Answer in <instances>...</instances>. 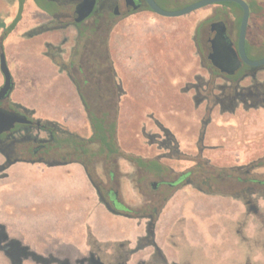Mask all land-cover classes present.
<instances>
[{
	"label": "rangeland",
	"instance_id": "374dc122",
	"mask_svg": "<svg viewBox=\"0 0 264 264\" xmlns=\"http://www.w3.org/2000/svg\"><path fill=\"white\" fill-rule=\"evenodd\" d=\"M39 1L48 7V10L59 12L60 16L57 18L62 17L61 22L64 24L72 22V12L75 4L80 0H56L55 3L51 1L53 6L51 3L48 4L49 0ZM155 1L167 10H175L195 2V0ZM245 1L250 3L249 0ZM258 1L264 2V0ZM17 10L18 0H0V34L3 31L1 27L3 23L9 24ZM109 10L108 1L101 0L97 8L98 14L84 20L81 35H78L75 26L58 24L60 22L47 12L44 18L33 27L26 30L22 26L19 31L7 34L2 40V46L7 66L15 77L26 75V70H28L27 74L34 69L44 71V66H50L51 63L68 74L67 69H71L70 62L77 64L79 58L85 61L82 67L85 73L88 70L86 67L92 60L108 57L111 73L107 70L109 68L104 66L98 76L89 78V84L82 79L83 84L80 86L88 99L91 112L100 117L104 116L107 125L115 121V147L125 154L138 156L148 162L147 169L139 167L122 155L106 156L96 153L97 155L93 157L80 156L78 159L87 164L94 181L101 186L102 191L107 192L112 189L116 193L117 201L130 209L127 213L118 205L119 214L112 212L101 200L92 184L105 211L108 214L130 218L134 220V225L136 221L145 223L143 235L133 237V242L127 239H120L114 243L99 242L92 231L95 232L97 229L99 233L104 229L87 225L84 228L87 253L79 247L70 246L69 248L67 243L62 242L55 253L64 254L65 260L53 257L52 252H46L54 245L51 240L63 238L67 242H72L67 236L72 237L78 227H66L64 224L72 213H76L79 217L83 213H89V210L83 207L80 209V205L75 204L81 199L88 198L77 183L68 182L69 176L65 174L62 175L65 178L62 185L54 175L51 176V181H46L49 171L45 172L40 165L47 168L58 165H48L36 160L28 162L31 165H37L30 176H27V169H19L14 173L17 181L14 182L13 198L17 202L26 203V209H20L15 212L17 214L0 211V217H7L9 222L16 225L15 229L7 228L10 230H7L8 233L0 225V264H95L93 259L97 258L99 264H111L113 250L116 256L120 243L124 244L122 252L125 249L128 250L127 261L123 264L149 262L150 256L154 255V250L150 245L145 246L142 242L146 239L148 229L151 228L153 231L158 217L157 215L154 220L151 218V208L159 207V214L168 196L176 187L187 192L183 198L179 199L181 207L185 205L183 201H188L191 195L189 190H192V187L195 188L193 184L184 181L188 174H181L171 189L168 188L167 183L174 181L176 175L192 167L197 157L216 167L234 166L215 165L202 155L203 129L199 131L197 141L192 140L199 122H202L201 127L204 126V121L209 118L211 112L203 111L205 102L196 107L193 99L194 90L190 86L197 84L201 88L209 78L210 72L201 61L204 59L203 50L206 47L209 23L217 20L218 16L229 22L233 30L231 38L235 44L241 11L233 5L226 7L221 4H210L183 15L162 16L144 6L131 14L110 18L107 15ZM251 27L252 17L249 7L248 31ZM53 35H56L54 43L49 39ZM103 40L105 45L102 44ZM248 43L247 37L246 45ZM80 53L81 56H79ZM71 70L75 71L73 68ZM49 71L46 68L44 73L48 74ZM74 73L76 77H80L78 72ZM212 80L213 87L222 83V80L216 76H213ZM2 83L3 75L0 72V86ZM24 84L25 81L22 85ZM213 91L217 94L219 90L214 88ZM10 104L14 103L10 101L9 95L1 101L0 106L7 108ZM18 106L20 107L18 112L37 120L31 116L32 113L28 108ZM213 108H217V111L221 109L219 104H214ZM200 113L204 114L202 121L199 120ZM56 126L59 130L71 132L82 138H88L92 134L88 119L86 127L76 131L63 129L57 124ZM25 127L28 129L18 132L9 131V134L14 133L13 136L18 140L17 142L22 139L24 142L33 141L35 142L33 144H36L49 139L48 132L30 125ZM166 128L169 129L166 130ZM175 132L183 135L182 150L179 148L181 145ZM197 147L198 151L195 152ZM92 148L96 150L97 145L94 144ZM21 155L29 158L28 153H21ZM150 161L153 162L149 163ZM15 162L18 161L7 164L4 154L0 151V178L6 176V169ZM156 163L161 165L160 170L156 169ZM250 163L237 165L239 171L232 173L233 177L243 172ZM109 171H113L112 175ZM253 172L264 174V166L257 167ZM153 182L156 183L155 187L151 185ZM227 188V190L238 192L243 187L235 183L229 184ZM262 191L258 190L257 193L251 194L250 201L247 203L228 194H208L206 207L210 211L218 208L220 211L222 208L224 211H234V205H231L234 202L233 199L239 200L244 205V213L234 226H231L230 222L222 223L226 228L225 232L220 231L222 236L216 235L217 228H213L208 234L205 225L201 221H196L198 229L203 233L200 235L196 229L192 240H189L183 233L186 229V220L182 219L181 222L176 223L174 231L168 237L175 250L164 253L155 241L154 244L160 249L166 261L177 264H264V195H260ZM30 202L43 204L28 208ZM183 213L187 214V212ZM86 217L87 215L84 214L83 219ZM189 219L195 221L198 218L192 215ZM108 220L109 218L102 212L101 223L104 221L109 223ZM34 221L40 225L31 226L30 223ZM49 224L52 228L48 227ZM37 231L42 233L39 239L35 236ZM20 234H24V237L29 240L32 238L37 244L36 248L46 253L39 254L27 248L26 244L21 245L13 238ZM136 254L146 259H135ZM133 255L135 257L130 263Z\"/></svg>",
	"mask_w": 264,
	"mask_h": 264
},
{
	"label": "crops",
	"instance_id": "0c3cea01",
	"mask_svg": "<svg viewBox=\"0 0 264 264\" xmlns=\"http://www.w3.org/2000/svg\"><path fill=\"white\" fill-rule=\"evenodd\" d=\"M22 8L21 19L10 33L19 31L22 26L27 30L38 24L40 20L44 18L45 13L34 4L33 0L25 1ZM10 18L8 20H10ZM54 37H56V35L49 38L52 43H54ZM42 64L44 63L42 62ZM46 68L50 70L48 74L44 73ZM27 71L28 70L25 72L26 75H19L18 77L12 76L10 72L13 82L12 93H10V101L12 103L28 108L34 119L56 123L61 128L69 131H76L86 127L88 118L84 104L79 96L76 85L64 70H61L57 65L51 63L50 66H44V71H36L34 69L30 71L29 74H27ZM24 81L25 84L23 86L22 84ZM210 112L209 118L204 121L206 122L204 126L201 127L202 122H199V127L192 136V140L197 141L199 131L201 129L204 130V149L201 153L205 158H208L211 163L218 166H237L239 164L252 162L264 155V104H249L243 106L241 103L236 102V105L232 109H220L217 111V108H212ZM203 115L204 114L200 113L199 120L202 121ZM167 129L169 128H166V130ZM181 134L182 133L175 132L176 138L180 141L181 146L179 148L182 150L183 135ZM197 149L198 147L195 148V152L198 151ZM190 152L194 151L190 150ZM36 166L37 165H31L28 162L18 161L11 164L6 169V176L0 178V211L15 213L20 209H26V203L17 202L13 198L14 182L17 181L14 177V173L18 172L19 169H27V176H30L34 172ZM40 166L45 172L49 171L46 181H51V176L54 175L62 185L65 181L62 175L65 174L69 176L68 182L73 183L74 181L77 183V185L82 188L83 193L87 194L88 198L87 200L81 199L75 204L77 206L80 205V209L85 208L89 210V213H83L81 217H79V215L76 216V213H72L71 217L67 219V222L64 224L66 227H78V230L74 231L72 237L69 235L67 236L68 240L72 242H67L63 238L62 240H51V243L54 245L46 252H52L51 255L53 257L65 260L64 254L60 255L55 253L56 248L59 247L62 242L67 243L69 248L70 246L79 247L83 249L84 253H87V244L85 242L87 238L86 231L84 230L87 225L94 228L102 227L104 229L103 231H99V233L97 229L95 231L96 233L92 231L99 242L114 243L120 239H127L133 242V237L143 235L145 223H137L136 221L134 225V220L130 218L108 214L105 211L84 167L80 163L72 162L52 168L43 167V165ZM186 193L187 192L183 191L182 188L176 187L168 196L154 223L152 231L154 241L164 253H168L174 249L168 237H170L174 231L178 221L181 222L182 219L186 220V229L183 233L187 236V239L192 240L194 231L198 229V224L195 223L196 221H201V223L205 225L208 234L213 228H217L218 233L216 235L222 236L220 231H226L225 225L222 223L230 222L231 226H234L238 222L239 217L244 213V205L237 199H233L234 202L231 204L234 205V211H224V208H222L221 211L219 208L210 211V209L206 207L209 195L193 187L192 190H189V194L191 195L188 201H183L185 205L180 207L179 199L183 198ZM40 204L43 203L30 202L28 203V208ZM102 212L109 218V223L105 221L101 223ZM183 212H187V214H185L186 217ZM84 214L87 215L85 219H83ZM192 215H196L198 219L191 221L189 217ZM0 225L6 229L7 233V230L16 228V225L13 222H9L7 217H0ZM30 225L39 226L40 223L34 221L31 222ZM48 227L52 228V225L49 224ZM198 231L199 234L202 235V230L198 229ZM41 234L42 233L37 231L35 235L36 239H39V237L42 236ZM13 238L21 245L26 244L25 246H27V248L36 253H46L44 250L42 251L36 248L37 244L33 242L32 238L29 240V238L24 237V234L13 236ZM48 245H50L49 240ZM139 255L140 254H136V257L133 255L130 259V263L133 261L134 257L135 259H146V257H141Z\"/></svg>",
	"mask_w": 264,
	"mask_h": 264
},
{
	"label": "trees",
	"instance_id": "16d2710c",
	"mask_svg": "<svg viewBox=\"0 0 264 264\" xmlns=\"http://www.w3.org/2000/svg\"><path fill=\"white\" fill-rule=\"evenodd\" d=\"M24 1L25 0H18V10H17L15 17L11 20L9 24L4 25L3 23V25L1 26L3 28V31L0 34V52H3L2 40L6 37L7 34H9L14 29V27L16 26V24L18 23L21 17L22 6H23ZM34 1L38 5V7H40L42 10H45L49 13L53 12V14L51 15L54 16V19H56V21L60 22L58 24L73 25L76 27L78 31V35L82 34V30L84 29V26H83L84 21L74 22V20L72 19V22H66L62 24L61 21L63 18L62 17L57 18L60 16L59 12L48 10V7L42 5V3H40L39 0H34ZM51 1L55 3L56 0H50V2H48V4L51 3V5L53 6ZM218 4H221L223 6L226 5V7L233 5V6H236L241 11V8L234 2L227 1V2H219ZM248 5L250 7V16L252 17V24L253 22L256 21L260 13L264 17V2L261 3L255 0H250V3L248 2ZM97 8H95V11H97ZM240 20H241V15L238 18V28H239ZM247 37L249 41L248 44H250L252 41L251 28L249 31L247 28L246 38ZM246 38H245V46L248 45V44L246 45ZM84 44H83V47H84ZM102 44L105 45L104 40L102 41ZM79 56H81V53L79 54ZM76 63L77 64H75L74 62H70L71 69L74 66L75 68L73 69L76 72H78L80 77H76V74L74 73L75 71H72L69 68L67 69V71H68L69 77L76 85L79 96L82 100V103L84 104L87 118L92 127L91 136L88 138L78 137L77 135H74L71 132L59 130L55 123L46 122V121H38L40 129L48 132L49 134V139L46 141V146L44 147L42 151L43 157L39 158V157L29 156V158H17L13 160H7V164L12 163L14 161L33 162L36 160H40L41 162H44L48 165H60V164H67V163H72V162H79L84 166V169L86 170V173L88 177L90 178V181L96 188L104 204L108 207L109 210H111L112 212L116 214H119L118 211L113 210L111 206L107 204L101 192V186H99V184H97L94 181L90 171L88 170L87 164L84 161H80L78 157L80 156L93 157L94 155H97V154H104L106 156L122 155L126 159L138 165L139 167L146 168V169H147L148 162L144 161L142 158L138 156H133L131 154H125L115 147V135H114L115 134V121H112L110 124L107 125L104 116L100 117L94 112H91L89 105H88V99L85 93L82 91L83 89L80 86L81 84H83L81 82L82 79H84L86 84H89V78H91L92 76H96V75L98 76L99 72L104 66L108 67L109 69L107 70H109V72L111 73V64L108 60V57L106 56V58H103V59L101 57H98L97 60H94V61L92 60L88 64L89 66L86 67L88 70L85 73L83 72V68H82L83 65L85 64V61L82 58H79ZM113 74L114 73L112 72V77H113ZM110 77H111V74H110ZM7 108L11 110L20 109V107L16 104H10L8 105ZM25 115L28 119L29 118L32 119L29 115L27 114ZM34 121H37V120H34ZM25 126L26 124H16L15 127L10 131L18 132L22 129H28ZM0 135H3V134H0ZM33 143L35 142L33 141L24 142L21 139L20 142H16L15 148H17L18 150L20 147H24L26 148L28 154L31 155L33 152V148H35L34 147L35 144ZM94 144L97 145L96 150L95 148H92ZM151 162L153 161H150L149 163ZM259 166H264V156L257 160L252 161L249 164V166H247L246 169L243 170V172L238 174L236 177H233L232 173H235V172L238 173L239 167L237 166L216 167V166L208 164L206 160L200 157H197L194 165L188 168L186 171L180 173L179 175L181 176V174H188L187 178L184 181L193 184L195 188H197L198 190L204 193H207V194L215 193V194H223V195L228 194V195H232L233 197L241 199V201L244 203H247L248 201H250V195L253 193H257L258 190H263L260 195H264V174L262 173L255 174L253 172V170ZM160 168H161V165L156 163V169L160 170ZM235 183L241 184L243 188H240L241 190H238V192L227 190L228 189L227 187L229 184H235ZM121 207L123 208V211L127 213L130 212V209L125 207L124 205H122ZM158 211H159V207L157 206H154L151 208L150 213H151V218H153V220L158 215Z\"/></svg>",
	"mask_w": 264,
	"mask_h": 264
},
{
	"label": "flooded vegetation",
	"instance_id": "af4514ba",
	"mask_svg": "<svg viewBox=\"0 0 264 264\" xmlns=\"http://www.w3.org/2000/svg\"><path fill=\"white\" fill-rule=\"evenodd\" d=\"M255 1H258V0H255ZM33 2L37 6L34 0ZM100 3H101V0H96L94 10L90 14L91 16L94 14H98V12L95 11V8L100 6ZM214 4H218V3H214ZM109 6H110V10L107 12V15L110 18H117L120 16L131 14L133 12H136L142 9L144 6H146L149 9V7L147 6L144 0H109L108 8ZM40 10L43 13L47 14V11H44L41 8ZM51 14H53V12H50L48 15H51ZM241 15H242V11H241ZM72 17H73V12H72ZM220 18L221 16H218L217 20L211 21L209 23L206 47L203 50L204 59L201 60L203 62L202 63L203 66L208 70V72H210L208 81L205 84H203L201 88H200V85H197V84H194V85L192 84L190 86L194 90L193 99L195 101V104L200 105L202 104V102H205V107H204L205 111L212 110L214 104L215 105L219 104L221 109H232L236 105V102L241 103L243 106H247L249 104L250 105L264 104V64L249 65L247 63L241 62L239 67L232 74H227L225 72H221L209 61L208 53H209V48H210V40H211L212 33H213V27H212L213 23L222 22L226 27V36L228 37L230 41H232V38H231V35L233 32L232 26L229 24V22L223 19H220ZM251 30H252V41L250 44L245 46V54L248 59L255 61V60H259L264 57V17L261 15V13L258 15V18L256 19V21L253 22ZM236 42H237V39H236ZM232 43L234 44L233 41ZM73 68L75 67L73 66ZM214 72L215 74H213ZM213 76L219 77L222 80V83L213 87L212 86ZM214 88H217L219 90L217 94L214 93L213 91ZM19 110L20 109H15V111H19ZM30 120H31V123L26 124V125H30L32 127L40 129L39 126H36L35 124L36 121L32 119ZM205 124L206 122H204V125ZM2 134L3 135H0V151L4 154L6 160L24 158V155H21V153H28V152L26 148L24 147L23 148L20 147L18 150L17 148H15L16 142L18 140L13 136L14 133L9 134V132L7 133L5 132ZM46 141L37 142L34 145L35 148H33L32 154L27 155V156H34V157L42 158L43 157L42 151L44 147L46 146ZM112 172L113 171H109V174H112ZM179 176H180L179 174L176 175V178L174 181H170L167 183V186L169 189L173 188V185L176 183ZM154 184L156 185V183L154 182L151 183L152 186ZM101 192L107 204H109L113 210L119 211L117 207L118 205L122 206V204L119 201H117L116 193L113 192L112 189H109L107 192H104L102 191V188H101ZM152 226H153V222H152ZM153 237H154L153 232L151 231V228H149L146 239L143 240L142 244L145 246L150 245L154 250V255L150 256L149 262H142V264H177L175 262L166 261L160 249L154 244ZM118 246H119V250L116 251L117 252L116 256H115L114 250H113L112 256L110 255L111 257H113V260H112L113 262L111 264H123V263H126L127 261L126 257H127L128 250L125 249L124 252H122V248L124 246V244L122 243L118 244ZM93 262L95 264H99L98 258L93 259Z\"/></svg>",
	"mask_w": 264,
	"mask_h": 264
},
{
	"label": "water",
	"instance_id": "95a60500",
	"mask_svg": "<svg viewBox=\"0 0 264 264\" xmlns=\"http://www.w3.org/2000/svg\"><path fill=\"white\" fill-rule=\"evenodd\" d=\"M150 10L162 16H179L196 10L200 7L219 2H234L242 11L239 23L237 43L234 45L226 36V27L222 22L212 24L213 33L210 40L208 53L209 61L221 72L232 74L241 62L249 65L264 64V57L259 60H250L245 54V38L249 20V5L245 0H197L184 7L167 10L159 6L155 0H144ZM96 0H80L74 7L73 20L81 22L86 19L94 10ZM0 72L3 75V83L0 86V101L9 97L12 91L13 82L8 69L4 51L0 52ZM31 120L18 111L0 106V134L9 132L16 124H29ZM39 126V122H35ZM155 186V184L153 185Z\"/></svg>",
	"mask_w": 264,
	"mask_h": 264
}]
</instances>
